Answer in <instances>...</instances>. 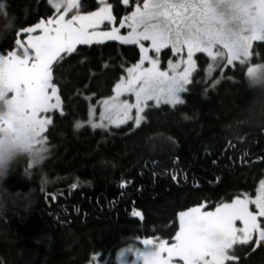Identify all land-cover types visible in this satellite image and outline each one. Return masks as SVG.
Instances as JSON below:
<instances>
[{"label": "trees", "instance_id": "1", "mask_svg": "<svg viewBox=\"0 0 264 264\" xmlns=\"http://www.w3.org/2000/svg\"><path fill=\"white\" fill-rule=\"evenodd\" d=\"M108 3L117 19L131 9ZM100 6L81 0L77 11ZM4 11L17 27L0 40V55L26 36L20 27L56 13L49 0H8ZM140 56L136 46L107 42L79 46L54 63L63 112L45 133L46 159L33 167L20 160L5 181L15 196L0 212V264H117L116 253L135 240L172 243L180 211L255 196L264 180V88L249 87L247 68L264 64V42L254 44L247 64L223 74L209 72V59L198 54L183 102L149 107L138 128L91 127L89 99L112 96ZM28 192L25 208L17 197ZM230 253L237 259L225 264H264V240Z\"/></svg>", "mask_w": 264, "mask_h": 264}, {"label": "snow or ice", "instance_id": "2", "mask_svg": "<svg viewBox=\"0 0 264 264\" xmlns=\"http://www.w3.org/2000/svg\"><path fill=\"white\" fill-rule=\"evenodd\" d=\"M49 3L58 10L54 16L19 28V32L26 34L27 43L16 39L15 44L23 47V55L15 51L0 55V99L10 106L7 117L0 119V129L13 130L12 125L18 123L24 129L37 131L45 140L47 136L43 134L52 118L41 113L58 109L61 104L57 85L52 81L53 61L63 60L77 45L105 40L139 45L140 60L127 69V78L116 83L115 95L105 99L101 109V119L106 117L110 123L119 124L132 119L130 112L135 108V121L139 124L147 101L183 102L179 93L188 90L186 86L195 66L194 52H204L214 62L220 57L228 64L237 60L243 64L251 55L252 42L264 41V0H247L239 11L229 7L226 0H143L118 21L112 14V5L103 0L95 11L76 12L68 18L69 10L79 7L77 0H49ZM123 3L127 5L129 0ZM62 5L63 11H59ZM4 8L0 0V10ZM113 21L120 27L107 30ZM100 25L105 30H100ZM125 25L129 30L121 34ZM36 29L40 30L39 34H32ZM166 45H171L173 51L186 46L183 71H177L181 61L170 62L171 71L161 70L158 60L148 55L149 48L158 53ZM262 68L264 65L249 66L248 75L255 76ZM123 93L133 94L135 103L121 100ZM44 150L42 145L38 152ZM250 203H255L256 210H250ZM202 208L199 204L178 213L179 229L172 243L145 237L141 241L143 248L128 250L135 251L140 264H225L237 259L230 253L237 242L253 240L254 232L257 233L255 243L264 240V222L258 220V217L264 218V180L254 200L247 194L237 195L230 202L218 203L212 211H202ZM133 215L141 214L134 211ZM237 221L242 227L237 226ZM210 233H218L221 240L210 241Z\"/></svg>", "mask_w": 264, "mask_h": 264}, {"label": "rangeland", "instance_id": "3", "mask_svg": "<svg viewBox=\"0 0 264 264\" xmlns=\"http://www.w3.org/2000/svg\"><path fill=\"white\" fill-rule=\"evenodd\" d=\"M8 0H3L4 4L6 5ZM80 1L81 0H77V3L78 5L80 4ZM100 4H101V0H97ZM123 1V0H122ZM104 3H108V0H103ZM139 2V3H143V0H129V3L126 5V6H130L131 9L129 12L132 11V9L134 8L135 4ZM124 4V3H123ZM125 5V4H124ZM78 8H73V9H70L69 12L66 14V18L70 17L72 14H75L77 11ZM5 10V8H4ZM56 12L58 11L56 8H55ZM59 11H63V5L61 6V8L59 9ZM112 11V14H113V10L111 9ZM128 12V13H129ZM114 16V14H113ZM126 16V15H125ZM123 16V17H125ZM122 17V18H123ZM121 18V19H122ZM119 19H117L118 21ZM117 21H113L110 25H109V28L107 30H110L111 27H120L119 24L117 23ZM105 23H108V22H105ZM100 30H105L104 29V25H100L99 26ZM129 29L127 28V26L125 25L124 27L121 28V34H125ZM39 29H36L34 31V33L32 34H39ZM25 34V33H24ZM26 35V34H25ZM22 41V44H26L27 41L24 38L20 39ZM107 42H116L118 44H122V45H131V46H136L138 47V49L140 50L139 48V45L137 44H134V43H124L122 41H118V40H105V41H93L91 44H88V45H84V44H80V45H77L76 46V49L79 47V46H91V45H102V44H105ZM256 42H264V41H253L252 42V47L250 48V52H251V55L245 60V62L243 63L244 64H247L249 59L251 58L252 56V49H253V46ZM150 42H145V44H149ZM168 50V56L167 58H163L162 56V52L164 51H167ZM15 51L17 54L19 55H23V47H19V46H16V48L13 50ZM74 52V51H73ZM72 52V53H73ZM72 53H68V54H72ZM198 54H203L205 55L208 59H209V62L210 64L212 65L211 68H209V72H217V71H220V74H223V72H225L227 70V68H235L236 64H241L240 61H233L232 64H228L227 63V60L225 58H220V57H217V60L214 62L211 58H209L207 56L206 53L204 52H194L193 53V60L195 61V66L192 68V71H191V74H190V80H189V84L192 80V76L193 74L195 73L196 71V68H197V55ZM148 55L151 56L153 59H156L158 60V67L161 69V70H165V69H169V64L170 62L172 64H175L177 61H181L180 63V66L177 68V71H183L184 67L186 66L184 61L187 60V48L186 46L183 47L180 51H173L172 50V47L171 45H166L165 47L161 48L160 51L157 53L154 49H151L149 48V51H148ZM56 61H53V65ZM52 65V66H53ZM144 66H148V62L145 61L144 62ZM249 66H252V65H249ZM248 66V67H249ZM169 71H171L169 69ZM247 74H248V68H247ZM128 76V73H126V75L123 77L124 79H126ZM188 84V85H189ZM187 85V86H188ZM186 86V87H187ZM115 90V88H114ZM58 91V89H57ZM185 91H182L181 93H179V95L181 96V98L183 99V94H184ZM58 95L60 96L59 92H58ZM115 95V91L113 92L112 96ZM111 97V96H110ZM107 99V98H105ZM105 99H101V100H98V101H95L93 102L92 100L89 99V119H88V124L93 127V123H95V127L93 128H98V129H114V128H120V127H123V126H126V125H132L133 128H138L142 125V123L145 121V112L147 111V109L149 107H159V106H162V105H170V106H176L180 103H177V104H171V103H168L166 102L164 99H161L160 103L157 104L154 100H149L147 101V106L143 108V111L141 112V116H142V119L140 121L139 124L136 123L135 121V115H136V109L135 108H132L131 109V112H130V115L132 116V119H126L124 121V123H119V124H116V123H110L108 121V119L105 117L104 119H101V109H102V106H103V102ZM120 99L121 100H124V99H127L130 103L134 104L135 103V96L131 93H123L121 94L120 96ZM60 101H61V104H60V108L58 109H50L48 112L46 113H41V115H45V116H51L52 118V122H53V118H54V115L57 114V113H62L63 112V105H62V100H61V97H60ZM90 111H91V116H90ZM52 124V123H51ZM51 124H49L47 127H46V130H45V133L46 131L48 130V128L51 126ZM45 133L43 135H45ZM48 144V143H47ZM49 146V145H48ZM49 150H50V147L48 148V152H47V155L49 153ZM46 155V157H47ZM46 157L43 159V161L46 159ZM42 161V162H43ZM41 162V163H42ZM41 163H33L32 161L30 162V165L33 167V166H38L40 165ZM260 187V186H259ZM258 187V189H259ZM258 189H257V192H258ZM257 192L255 194V196H249L247 195L248 197L252 198L253 200L255 199L256 195H257ZM249 208L250 210H256V206H255V203H250L249 204ZM202 211H212V210H206L205 209V206H203V208L201 209ZM264 218H261V217H258V220H262ZM237 226L238 227H242V225L240 224L239 221L236 222ZM257 233H253V240L251 241H248L247 243H240V242H237L233 247L237 246V245H242V244H250V243H254V246L257 247L259 244L255 243V237H256ZM209 239L210 241L212 242H218L221 240V236L218 234V233H210L209 234ZM142 240H135L132 244H130L129 246L119 250L116 255H115V262L117 264H140V260L139 258L137 257V255L135 254V251H129L128 248H132V247H135V248H143L144 245L142 244L141 242ZM166 243H169L170 242H167L165 241ZM166 255V253L164 254ZM174 260H178L179 258L178 257H174L173 258ZM107 260V259H106ZM229 261V260H228ZM227 261H225L226 263ZM99 264H101L99 262ZM182 264V262H181Z\"/></svg>", "mask_w": 264, "mask_h": 264}, {"label": "clouds", "instance_id": "4", "mask_svg": "<svg viewBox=\"0 0 264 264\" xmlns=\"http://www.w3.org/2000/svg\"><path fill=\"white\" fill-rule=\"evenodd\" d=\"M226 3L235 11L243 9L247 0H226ZM0 40H3L14 28L15 17L6 15L4 10H0ZM264 65V64H261ZM249 87L264 88V68L256 73L255 76L247 74ZM10 111V106L6 101L0 99V119L6 118ZM13 130L7 128L0 129V212L7 210L10 198L15 194H10L5 186V181L9 175L15 171L17 163L28 158L33 163H41L48 152L47 140L37 131L31 128L24 129L18 123L12 125ZM43 145L44 151L38 152ZM29 195L17 197L23 199L27 203L25 208L31 206L28 201L31 199Z\"/></svg>", "mask_w": 264, "mask_h": 264}]
</instances>
